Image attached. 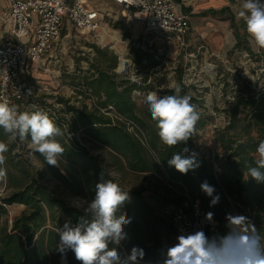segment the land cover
<instances>
[{
    "label": "rangeland",
    "instance_id": "1",
    "mask_svg": "<svg viewBox=\"0 0 264 264\" xmlns=\"http://www.w3.org/2000/svg\"><path fill=\"white\" fill-rule=\"evenodd\" d=\"M235 1L240 6L242 0ZM116 16L112 20L107 19L96 35H82L69 28L64 34L69 37L64 39L59 63L50 66L52 78L37 75L43 80V84L49 85L50 95L43 102L44 107L64 133L57 139L65 152L67 149L74 152L72 161L62 157L55 166L58 169L56 171L45 163L43 156L31 150L28 142L9 141L8 134L0 129V141L8 145V151L4 153L6 175L0 178V204L15 195L25 196L30 185L35 189L39 187L45 190L47 195H52L69 206L90 201L88 178L93 177V169L89 167L90 169L85 171L84 166L87 163L82 156L102 159L109 175L122 188L130 189L129 193L141 192L142 196L147 198L158 192L162 194L166 188L176 191L168 177L132 172L126 167L124 159L122 161L125 168L122 171L117 170L110 148L89 138L83 130L76 133L70 131L73 114L69 113V106L78 105V109L87 112L97 110L113 124L123 125L129 134L142 142L149 155L159 162L162 143H158L159 150H153L151 139L141 126L118 114L111 107L101 108L93 92L83 86L87 79L101 72L115 75L116 79L128 81L139 88L133 93V99L140 114H144L143 118L152 127L151 121L145 117L149 112L144 103L147 93L156 91L160 96L173 95V85H179L181 95H191L190 102L197 106L200 113L198 124L202 123V126L196 129L199 138L195 144L197 156L211 161L215 167L222 163H219V160L225 162L230 155L218 142L217 133L230 125L231 111L240 98L247 100L254 97L258 100L264 94V48L255 46L247 34L246 25L242 29V37L237 33L235 38L224 41L220 47H209L198 54L182 51L161 35L143 29L141 24H137L138 21L125 17L123 13ZM112 46L117 47L118 51L124 54L123 59L131 63L126 75L118 71L121 59L114 53L116 51L109 49ZM190 54L195 56L191 57ZM211 67L213 69H210ZM251 136L258 137L256 130L251 132ZM157 164L165 172L164 167L160 163ZM60 174L62 177H59ZM179 185L182 188L179 192L183 191L185 186ZM30 195L37 196L38 191L34 193L33 190ZM37 199L42 204L47 222L37 237L43 234L44 229L57 234L53 222L59 221L61 226L64 224V221L60 220L59 210L55 209L53 212L42 202V198ZM151 204L156 206L155 203ZM71 207L82 211L79 207ZM6 208V220L10 228L16 221L30 216L35 211L34 206L25 203L6 205ZM171 246L165 244V258L167 249ZM62 257L63 255L61 260Z\"/></svg>",
    "mask_w": 264,
    "mask_h": 264
},
{
    "label": "trees",
    "instance_id": "2",
    "mask_svg": "<svg viewBox=\"0 0 264 264\" xmlns=\"http://www.w3.org/2000/svg\"><path fill=\"white\" fill-rule=\"evenodd\" d=\"M83 86L93 92L101 108L111 107L118 114L141 126L151 139L150 145L153 150H159L160 140L155 122L148 112L145 117L151 121L153 127L150 126L134 102L133 93L139 89L136 85L125 80L120 81L116 79L115 75L101 72L97 76L87 79ZM77 107H68L69 113L73 114V119L70 122L72 133L83 130L89 138L110 148L113 151V164L117 170L122 171L125 168L122 161L124 159L126 167L130 171L156 174L163 178L168 177L173 183L172 187L176 190L166 188L162 194L158 192L147 198L143 197L141 192L129 193L131 199L121 210L131 221L124 225L127 238L121 241L119 246L109 245V248L114 246L118 248L121 259L130 255L133 247H138L144 250V256L138 260L137 264H163L165 244L171 246L176 243V232L166 211L169 208L185 209L186 198L180 194L182 190L180 192L179 190L182 188L179 184H183L189 195L200 201L205 210L212 212L216 217L217 226L209 232L208 236L227 232L225 217L232 210L228 198L247 210L244 215L264 236V184L249 178L246 170V163H252L256 156V147L260 141L264 140V94L258 100L254 97H249L247 100L240 98L231 111L230 125L224 131L218 132V135L216 134L218 142L230 154L225 162L219 160V163L222 162L220 164L221 173H216L211 161L200 159L197 156L195 144L199 138L196 135V129L202 126V123L198 124L199 121L195 127V134L187 143H180L174 148H168L162 144L159 151V162H157L149 155L142 142L136 136L129 134L123 125L113 124L97 110L87 112ZM253 130L258 133L257 138L251 136ZM184 148H188L189 152L184 153ZM193 152L199 163V167L195 170L181 174L174 167L168 165V160L172 158L173 153L188 156ZM73 153L67 149L63 157L72 161L75 157ZM82 157L86 159L87 163L84 166L85 171L89 170V167L93 169V177L88 178V192L92 199L100 173L104 174V179L113 178L109 175L102 159ZM157 163L164 167L165 172ZM51 167L58 170L55 166ZM59 177H62V174ZM113 180L115 181V179ZM204 181L213 186L215 188L214 195L220 197L219 202L215 205L211 204L212 198L201 190L200 185ZM33 190L34 193L38 191L37 196L30 195ZM82 193L84 192L82 191ZM38 197L43 199L42 202L48 205L51 211L59 210L61 221L71 220L75 224L77 219L83 215L82 211L66 205L52 195H47L46 191L39 187L35 189L32 185L28 187L25 196L15 195L12 199L3 200V204H0V264H63L62 254L56 250L58 234L44 229L43 234L37 237L39 231L47 224L46 214H43L42 204L37 201ZM14 203L29 204L35 207V211L30 216L16 221L10 228L6 220L8 217L6 205ZM151 203H155L156 206L153 207ZM53 223L57 229L62 227L59 221ZM141 225L144 227L142 228ZM67 253L68 264H81L76 260L72 251Z\"/></svg>",
    "mask_w": 264,
    "mask_h": 264
},
{
    "label": "clouds",
    "instance_id": "3",
    "mask_svg": "<svg viewBox=\"0 0 264 264\" xmlns=\"http://www.w3.org/2000/svg\"><path fill=\"white\" fill-rule=\"evenodd\" d=\"M238 16L243 18L247 34L258 48H264V0H242ZM174 94L160 96L156 91L147 93L144 103L151 119L155 122L160 142L168 148H174L195 134L200 119L197 106L191 103V95H181L179 85H173ZM31 90H29L30 94ZM33 111H20L19 106L8 100H0V129L9 136V141L19 139L28 142L34 153L43 156L45 162L57 166L63 157L64 147L57 139L63 131L50 118L48 112L35 108ZM8 145L0 141V178L6 175L4 168ZM184 153L189 149L184 148ZM252 163H246L249 178L264 184V140L255 149ZM168 165L181 174L199 167L196 154L188 156L173 153ZM201 190L211 197V204L219 202L214 195L215 188L207 181ZM130 189L125 190L113 179H104L101 172L95 184L94 197L79 205L82 209L75 224L66 220L57 229L59 237L56 250L62 255L68 251L75 254L81 264H137L144 256V250L133 247L131 254L121 259L118 248L127 238L124 225L131 221L122 212L130 201ZM213 213L205 214V220L215 228ZM227 232L208 236L202 229L192 233L183 230L177 236V243L167 249L163 264H264V236L245 215L228 214L225 217ZM251 225V226H250ZM115 245L109 248V245Z\"/></svg>",
    "mask_w": 264,
    "mask_h": 264
},
{
    "label": "built area",
    "instance_id": "4",
    "mask_svg": "<svg viewBox=\"0 0 264 264\" xmlns=\"http://www.w3.org/2000/svg\"><path fill=\"white\" fill-rule=\"evenodd\" d=\"M8 1V9L0 16V100L18 105L20 111L30 112L35 106L48 112L43 102L50 95L49 85L43 84L37 75L52 78L50 66L59 63L64 39L69 37L64 34L69 28L82 35H96L102 29L105 17L87 0ZM113 1L125 17L142 23L148 32L161 35L182 51L191 49V18L176 0ZM214 168L216 173H221L220 165ZM180 194L186 198L185 209L169 208L166 211L176 238L182 230L192 233L202 229L208 235L214 229L205 220L208 211L189 195L185 187ZM228 200L232 205L230 214L244 215L247 211L231 198ZM213 219L216 227L214 215Z\"/></svg>",
    "mask_w": 264,
    "mask_h": 264
},
{
    "label": "crops",
    "instance_id": "5",
    "mask_svg": "<svg viewBox=\"0 0 264 264\" xmlns=\"http://www.w3.org/2000/svg\"><path fill=\"white\" fill-rule=\"evenodd\" d=\"M176 1L182 11L191 18L192 31L189 37L191 49L189 52L193 51L199 54L209 47H220L224 41H231L237 33L241 37L243 36L242 29L245 26V21L238 16L240 8L235 0ZM87 2L103 14L105 21L112 20L117 17L118 13H122L121 8L113 0H87ZM8 6V0H0V16L8 9ZM137 24L142 25L140 22ZM143 29H145L144 26ZM116 54L118 55V53Z\"/></svg>",
    "mask_w": 264,
    "mask_h": 264
},
{
    "label": "water",
    "instance_id": "6",
    "mask_svg": "<svg viewBox=\"0 0 264 264\" xmlns=\"http://www.w3.org/2000/svg\"><path fill=\"white\" fill-rule=\"evenodd\" d=\"M121 65L123 66V71L125 72L124 74L126 75L128 73V71H129V68H130L129 60H123V62H121ZM61 261H62L63 264H68V255L67 254L63 255Z\"/></svg>",
    "mask_w": 264,
    "mask_h": 264
},
{
    "label": "bare ground",
    "instance_id": "7",
    "mask_svg": "<svg viewBox=\"0 0 264 264\" xmlns=\"http://www.w3.org/2000/svg\"><path fill=\"white\" fill-rule=\"evenodd\" d=\"M104 40V39H103ZM110 50L112 49L113 51H116V53L118 52V55H119V57H120V59H121V62H123V60H125V59H123V58H125L124 57V54H122V52L120 53L119 51H118V49H117V47H115V46H112L111 48H109ZM130 62V61H129ZM209 69V68H208ZM210 69H213L212 67L210 68ZM120 73H122L123 75H124V71H123V66L121 65L120 67H119V70H118ZM209 71V70H208ZM211 72V71H210Z\"/></svg>",
    "mask_w": 264,
    "mask_h": 264
}]
</instances>
